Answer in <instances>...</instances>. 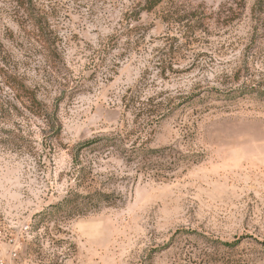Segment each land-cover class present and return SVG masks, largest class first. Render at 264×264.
<instances>
[{"label": "rangeland", "instance_id": "1", "mask_svg": "<svg viewBox=\"0 0 264 264\" xmlns=\"http://www.w3.org/2000/svg\"><path fill=\"white\" fill-rule=\"evenodd\" d=\"M16 1L0 0V260L264 264V6Z\"/></svg>", "mask_w": 264, "mask_h": 264}, {"label": "trees", "instance_id": "2", "mask_svg": "<svg viewBox=\"0 0 264 264\" xmlns=\"http://www.w3.org/2000/svg\"><path fill=\"white\" fill-rule=\"evenodd\" d=\"M22 2L20 4H18V0L16 1V3L18 4V6L20 8L25 9V11H28L29 15H34V12L37 13V5L34 2V0H21ZM163 2V0H145L144 1V6H143V10L144 11H152L153 9H155L156 7H158L161 3ZM264 6V0H257L256 3V7L260 8ZM32 18V17H31ZM36 22V20H35ZM39 25H41V22H39ZM30 99L32 101H37V98L35 95H31Z\"/></svg>", "mask_w": 264, "mask_h": 264}, {"label": "built area", "instance_id": "3", "mask_svg": "<svg viewBox=\"0 0 264 264\" xmlns=\"http://www.w3.org/2000/svg\"><path fill=\"white\" fill-rule=\"evenodd\" d=\"M0 264H4V262L2 260H0Z\"/></svg>", "mask_w": 264, "mask_h": 264}]
</instances>
